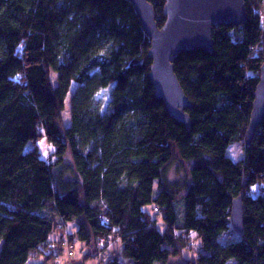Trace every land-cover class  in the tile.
I'll return each mask as SVG.
<instances>
[{
	"label": "trees",
	"instance_id": "trees-1",
	"mask_svg": "<svg viewBox=\"0 0 264 264\" xmlns=\"http://www.w3.org/2000/svg\"><path fill=\"white\" fill-rule=\"evenodd\" d=\"M147 1L161 28L165 0ZM244 4L245 25L216 26L211 52L173 61L192 105L187 131L154 97L150 40L131 2L0 0V264H56L65 239L87 249L83 264L109 240L120 245L109 264H123L119 256L164 264L190 240L199 255L184 264H264V119L245 143L264 61V0ZM43 92L50 119L35 104ZM41 138L53 149L47 160ZM233 143L243 147L238 161ZM176 161L186 176L171 182ZM239 196L242 234L230 223ZM67 222L77 230L64 237Z\"/></svg>",
	"mask_w": 264,
	"mask_h": 264
},
{
	"label": "water",
	"instance_id": "water-1",
	"mask_svg": "<svg viewBox=\"0 0 264 264\" xmlns=\"http://www.w3.org/2000/svg\"><path fill=\"white\" fill-rule=\"evenodd\" d=\"M138 14L142 28L150 40L148 77L154 97L164 104L169 116L190 130L186 113L192 107L174 73L173 61L182 52L212 51L213 28L220 25L246 24L244 0H165V22L161 28L155 20L152 5L147 0H128ZM264 119V61L259 69L258 84L245 133L248 145L255 129ZM230 223L234 231L243 233V203L239 196L231 202ZM66 264H83L73 261Z\"/></svg>",
	"mask_w": 264,
	"mask_h": 264
},
{
	"label": "rangeland",
	"instance_id": "rangeland-1",
	"mask_svg": "<svg viewBox=\"0 0 264 264\" xmlns=\"http://www.w3.org/2000/svg\"><path fill=\"white\" fill-rule=\"evenodd\" d=\"M262 8L264 10V4H263ZM260 26H261V29L264 31V15L261 18ZM50 80H51L52 86L55 87L56 86V74L54 72H52L50 74ZM76 88H77V85L75 83H73L71 88H70V91H69V93L65 99V106H64V109L62 111V123H63L64 127H69L70 123H71V120H70V99H71V96L73 95L74 91L76 90ZM35 104H36L38 113H39L41 118H43V117H46L48 119L51 118L52 111H53V102H52L50 95H48L47 93H44V92L39 94L35 99ZM36 145L39 148L41 158L43 160L49 159L50 154L53 151V149L47 143V141L44 138H41L40 140H38ZM242 151H243L242 145H240L239 143H233L230 146L228 154L233 159V161H238L243 156ZM185 176H186V167L184 165H182L181 162L176 161L171 166V168L167 174V179L171 182H175V181L183 180L185 178ZM257 191H258V189H254V190H252L251 194L254 195ZM180 205H183V201H180ZM146 210L149 211L150 214L153 213L152 215L154 216V218H156L158 220V225L161 226L158 216L155 215L153 211L151 212L150 207H147ZM156 213H157V211H156ZM63 228H64L63 231H64V237H65V234L74 235L76 230H77V225L74 222H67L65 224V226H63ZM55 234L56 235H51L50 240H54L55 243L53 244V246L58 249L59 246H57V244L59 241H61V239L57 235L60 233L56 232ZM192 236L194 237V235H192ZM192 236H191V238H193ZM73 243H74L75 254L78 256L80 251L82 252V254H81L82 257L80 256L79 259H77V260H81L87 249L82 248V245L76 241H74ZM97 246H98V244H97ZM97 246L95 247V250L97 249ZM188 248L189 249H185L182 252V255L180 257H171L164 264H184L185 262H188V261L195 262L196 259L198 258V255H199V242H197V241L191 242V240H190V244H189ZM119 251H120L119 242L116 240H109L104 245V247L102 248V252L98 253L95 251V253H93L91 261H87L85 264H109V262L113 259V256L119 254ZM58 259H60V261H63L64 262L63 264H66L64 255H60ZM119 260L123 264L126 263V261H124L121 258V256H119ZM73 261H75V260H73ZM73 261H71V262H73ZM40 262H42V258H38V259L30 258L26 264H35V263H40ZM158 264H161V263H158Z\"/></svg>",
	"mask_w": 264,
	"mask_h": 264
},
{
	"label": "built area",
	"instance_id": "built-area-1",
	"mask_svg": "<svg viewBox=\"0 0 264 264\" xmlns=\"http://www.w3.org/2000/svg\"><path fill=\"white\" fill-rule=\"evenodd\" d=\"M105 242L101 241L98 243L96 252L101 253L102 248L104 247ZM63 252H64V258H65V263H69L73 260L77 261L79 257L81 256L82 252L80 251L79 255L77 256L74 251V243L70 242L68 239H65L64 242L61 245ZM100 257V256H99ZM63 261H57L56 264H63Z\"/></svg>",
	"mask_w": 264,
	"mask_h": 264
}]
</instances>
